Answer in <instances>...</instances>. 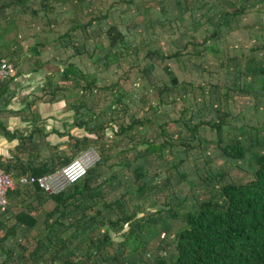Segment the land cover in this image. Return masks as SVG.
Returning <instances> with one entry per match:
<instances>
[{
  "label": "trees",
  "instance_id": "obj_1",
  "mask_svg": "<svg viewBox=\"0 0 264 264\" xmlns=\"http://www.w3.org/2000/svg\"><path fill=\"white\" fill-rule=\"evenodd\" d=\"M3 58L0 95L24 60L58 70L0 109V168L100 160L58 193L15 183L0 264H264V0H0Z\"/></svg>",
  "mask_w": 264,
  "mask_h": 264
},
{
  "label": "crops",
  "instance_id": "obj_2",
  "mask_svg": "<svg viewBox=\"0 0 264 264\" xmlns=\"http://www.w3.org/2000/svg\"><path fill=\"white\" fill-rule=\"evenodd\" d=\"M58 70V66L56 63H50L46 65L42 70L33 72L30 69V66L24 60L17 68L16 75L14 79L10 82L9 89L3 95H0V109L4 108H18L20 107V97L24 94H40L41 88L46 82V77L48 74L56 72ZM39 110L46 120L53 121L55 117L61 115L63 113L62 118L63 121L68 119V115L66 114L64 104L62 102L59 103H47L41 102L39 104ZM61 120V121H62ZM49 121V122H50ZM9 128H19L21 130H29L30 122L23 121L20 117L13 116L9 119ZM54 126V124H49L46 121L47 129H50ZM54 136L53 134L50 136ZM61 139L57 138V142ZM51 141V140H50ZM56 142V141H55ZM53 142V143H55ZM17 141H8L5 137H0V154L8 155L9 150H11Z\"/></svg>",
  "mask_w": 264,
  "mask_h": 264
},
{
  "label": "built area",
  "instance_id": "obj_3",
  "mask_svg": "<svg viewBox=\"0 0 264 264\" xmlns=\"http://www.w3.org/2000/svg\"><path fill=\"white\" fill-rule=\"evenodd\" d=\"M15 73V66L6 59L0 60V79L4 80ZM100 160V154L95 148L84 150L70 163L54 173L38 178L21 176L13 178L0 168V207L7 203V193L13 188L16 182L21 184L36 182L47 193H58L64 190L71 183L83 177L87 171Z\"/></svg>",
  "mask_w": 264,
  "mask_h": 264
},
{
  "label": "rangeland",
  "instance_id": "obj_4",
  "mask_svg": "<svg viewBox=\"0 0 264 264\" xmlns=\"http://www.w3.org/2000/svg\"><path fill=\"white\" fill-rule=\"evenodd\" d=\"M66 114L67 115H69V112H67L66 111ZM64 115H63V113H61V115H58L57 117H55V120H53V121H50V120H46L49 124H54L55 126H61V124H62V118L64 119V117H63ZM50 121V122H49ZM70 130H74L76 133H81L82 131H80V130H76L75 128H70ZM49 139L51 140V142H57V137L56 136H52V137H49ZM65 139V138H64ZM62 140V139H61ZM10 151V150H9ZM8 155H9V152H8Z\"/></svg>",
  "mask_w": 264,
  "mask_h": 264
}]
</instances>
